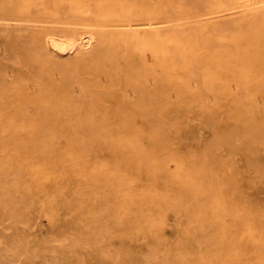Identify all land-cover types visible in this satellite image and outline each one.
Here are the masks:
<instances>
[{
    "label": "bare ground",
    "instance_id": "1",
    "mask_svg": "<svg viewBox=\"0 0 264 264\" xmlns=\"http://www.w3.org/2000/svg\"><path fill=\"white\" fill-rule=\"evenodd\" d=\"M0 37V264H264V0H0Z\"/></svg>",
    "mask_w": 264,
    "mask_h": 264
},
{
    "label": "rangeland",
    "instance_id": "2",
    "mask_svg": "<svg viewBox=\"0 0 264 264\" xmlns=\"http://www.w3.org/2000/svg\"><path fill=\"white\" fill-rule=\"evenodd\" d=\"M41 22H42V20H37V23H41ZM1 39L2 38L0 37V53L3 52V44H4V40L3 39L1 40ZM22 40H23V43L26 44V45L31 43V38H30L29 35H26ZM201 131H202V133H201ZM199 133L204 138H208V137L211 136V130L208 127L202 128ZM190 134H191V137H192L191 140H193V135L196 134V132H192ZM252 196H253V198H256V190L252 191ZM37 206L38 205L30 207L29 210L27 211L28 219L25 220V218H24L23 221H20L21 223L18 222L17 228L16 229H12V230L10 229V233L19 235V237L21 236L23 238V240L30 241L31 243H35V242H38V241L39 242H41V241H47L48 242L49 241L48 243L49 244L52 243V245H55V243L56 244L60 243L61 240L54 233V224H52L53 221H52L51 217L48 215V213L45 210L40 208V206H38V207ZM37 211H38V213H36ZM34 216H38V217H34ZM35 218H36V220H35ZM0 225H1L0 228H3L4 224H0ZM29 228H30V230H28ZM168 230L171 231L172 229L169 228ZM23 236L26 237V238H24ZM2 244L5 246V244L3 242H1L0 246L4 247ZM5 258H6V263H8V264H16L18 262H19L18 264H32V263L33 264H35V263L39 264L42 261V259L40 257H37V259L35 258L33 260H29V259L24 258L23 256H20V257H17V258H13L12 260L14 262H12L10 257H5ZM7 260H8V262H7ZM10 260H11L12 263H9Z\"/></svg>",
    "mask_w": 264,
    "mask_h": 264
}]
</instances>
